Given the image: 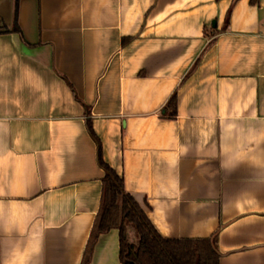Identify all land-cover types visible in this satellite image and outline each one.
<instances>
[{
    "label": "crops",
    "instance_id": "1",
    "mask_svg": "<svg viewBox=\"0 0 264 264\" xmlns=\"http://www.w3.org/2000/svg\"><path fill=\"white\" fill-rule=\"evenodd\" d=\"M87 119L159 235L264 264V0H0V264H121Z\"/></svg>",
    "mask_w": 264,
    "mask_h": 264
},
{
    "label": "trees",
    "instance_id": "2",
    "mask_svg": "<svg viewBox=\"0 0 264 264\" xmlns=\"http://www.w3.org/2000/svg\"><path fill=\"white\" fill-rule=\"evenodd\" d=\"M164 111L169 117L175 116V94L168 99ZM87 126L97 143L98 161L104 170L99 208L88 240L89 250L99 233L116 228L121 264H219L215 237L165 238L159 235L140 205L124 191L122 177L103 161L101 145L90 119ZM129 227L134 238L129 237Z\"/></svg>",
    "mask_w": 264,
    "mask_h": 264
},
{
    "label": "rangeland",
    "instance_id": "3",
    "mask_svg": "<svg viewBox=\"0 0 264 264\" xmlns=\"http://www.w3.org/2000/svg\"><path fill=\"white\" fill-rule=\"evenodd\" d=\"M128 233H129V237H132V238H134V234H133V230H132V228H128Z\"/></svg>",
    "mask_w": 264,
    "mask_h": 264
}]
</instances>
